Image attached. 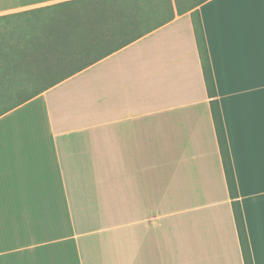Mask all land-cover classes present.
I'll return each instance as SVG.
<instances>
[{"label":"crops","instance_id":"crops-1","mask_svg":"<svg viewBox=\"0 0 264 264\" xmlns=\"http://www.w3.org/2000/svg\"><path fill=\"white\" fill-rule=\"evenodd\" d=\"M65 1L2 0L0 16ZM196 2L106 3L103 41L68 48L72 67L54 48L68 76L0 115V264H245L196 9L264 264V5Z\"/></svg>","mask_w":264,"mask_h":264},{"label":"trees","instance_id":"trees-1","mask_svg":"<svg viewBox=\"0 0 264 264\" xmlns=\"http://www.w3.org/2000/svg\"><path fill=\"white\" fill-rule=\"evenodd\" d=\"M196 1L201 3L205 0H193V4L197 3ZM106 3L110 4L112 3V0H69L52 6L43 7L35 11H20L0 16V25H2V23L8 24L9 22H16V27L19 29L18 36H20L21 41H23V45L20 49L16 50L15 53L11 51V54L9 55H14L19 63L18 65L24 68L25 78L23 83H27L28 87L34 89L30 93L23 96V98L19 99L16 104L9 107L3 106L4 97L3 93L0 92V115L38 95L45 87H50L68 76L66 73L59 74L52 70L54 66L57 65L56 61L53 59L54 48L62 47L63 50H65V55L59 58L60 61L58 64L61 65L60 63L63 62L64 67H72L76 61L71 59V55L66 54V50H68V48H77L81 52L83 50L89 51L92 47L103 41L99 35L103 36V22H105L104 5ZM58 8L68 9V12H63L65 16L69 15L68 17H71L70 15L73 13V18L76 15H78V17L70 20L63 19L62 22H58L55 26H48V32H46V34L50 35L42 37L38 36L39 33L36 32V29L33 27V22L34 24L37 23L35 21L48 24L55 23L45 21L51 20L53 17L51 10ZM32 15H34V17ZM42 20L44 22H41ZM192 20L201 56L207 91L209 97L211 98L210 106L221 150L227 185L230 196L233 199V212L239 233L244 261L245 264H254L243 209L239 200V190L232 164L231 153L228 145L220 102L218 99L211 60L207 48L203 23L198 9L192 13ZM23 22H29L27 31L24 28L22 30L21 25ZM29 30L32 31V34L33 31H35V35L30 36V34H28ZM98 32H100V34H98ZM7 33L8 31L0 27V35H6ZM1 51L2 49L0 47V55L2 57L7 55L5 52L3 53ZM80 57H82V55H80ZM78 61L80 64L76 67L77 70L88 66L95 61V58L86 57Z\"/></svg>","mask_w":264,"mask_h":264},{"label":"rangeland","instance_id":"rangeland-1","mask_svg":"<svg viewBox=\"0 0 264 264\" xmlns=\"http://www.w3.org/2000/svg\"><path fill=\"white\" fill-rule=\"evenodd\" d=\"M12 3H17L19 0H10ZM193 1V0H192ZM2 0H0V3ZM66 9V10H65ZM54 9L52 11L53 17L51 20H47L45 22H55L53 24L48 23H40L38 21H35L37 23L34 24L33 27L36 29V32L39 33L38 36H45L50 35L46 34L48 32V26H55L58 22H62L63 19L70 20V19H76L78 15H76L73 18V13L70 15L71 17H68L69 15H64L63 12H68V9ZM34 17V15H32ZM41 22H44L43 20ZM8 23V22H6ZM29 22H23L21 25L22 30L23 28L27 31V26ZM0 27L8 33L6 35H0V47L2 49L1 52H5L7 55H4L2 57L0 55V92L3 93V106L9 107L16 104L19 99L23 98L26 94L30 93L32 90L31 87L27 86V83L24 84L23 80L25 78L24 75V68L22 66H19L15 56H10L11 51L15 53L16 50L20 49L23 45V41H21L19 34V29L16 27V22H9L8 24L2 23ZM28 34L30 36L35 35V31H28ZM15 59V60H14ZM18 59V58H17ZM21 61V60H20ZM23 62V61H22ZM40 84V82H39Z\"/></svg>","mask_w":264,"mask_h":264},{"label":"snow or ice","instance_id":"snow-or-ice-1","mask_svg":"<svg viewBox=\"0 0 264 264\" xmlns=\"http://www.w3.org/2000/svg\"><path fill=\"white\" fill-rule=\"evenodd\" d=\"M220 3H253L259 2L264 5V0H218Z\"/></svg>","mask_w":264,"mask_h":264}]
</instances>
